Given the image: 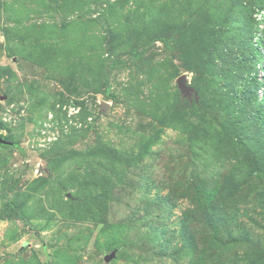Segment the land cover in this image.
I'll return each instance as SVG.
<instances>
[{
	"label": "rangeland",
	"instance_id": "374dc122",
	"mask_svg": "<svg viewBox=\"0 0 264 264\" xmlns=\"http://www.w3.org/2000/svg\"><path fill=\"white\" fill-rule=\"evenodd\" d=\"M263 101L264 0H0V264H264Z\"/></svg>",
	"mask_w": 264,
	"mask_h": 264
},
{
	"label": "trees",
	"instance_id": "16d2710c",
	"mask_svg": "<svg viewBox=\"0 0 264 264\" xmlns=\"http://www.w3.org/2000/svg\"><path fill=\"white\" fill-rule=\"evenodd\" d=\"M259 5V4H258ZM258 58V54H253V55H250V56H248V58L246 59V60H248L249 61V64H251V66L249 67V70H248V72H249V78L247 79V81H246V83H247V85H248V87H251L252 89H253V92H251V94L250 95H248L246 92H245V90L243 91V93H242V89L241 90H238V91H235V89L233 90L232 89V87H231V90H233V96L231 97V96H229L230 98H233V97H236L235 99L233 98V100H231L227 95H224V93H222L221 95H222V97H223V100L224 101H226V100H230L231 101V103H233V105L234 106H236L239 110H241V103L243 102V101H245V100H247V99H249L250 97L251 98H253L255 101H257V90H258V88L260 87V84H259V82H258V80H257V77H256V66H255V64H256V59ZM231 71H230V68H229V66L228 65H223V64H219V66H218V73H216V75H217V77L218 78H220V83H219V85H218V89H219V91L220 92H223L224 91V89H223V87L222 86H227V84L228 85H230L231 86V80H229L230 78H232L230 75H229V73H230ZM223 80V81H222ZM217 86V85H216ZM245 87H247V86H245ZM194 92V91H193ZM242 93V94H241ZM236 102V103H235ZM262 104H261V106H260V109L261 110H259V115L260 116H263V115H261V112H263V110H264V101L263 102H261ZM213 104H215V102L214 101H212L211 103H210V105L212 106ZM226 104V103H225ZM235 112H237V111H235ZM234 112V113H235ZM241 113V112H240ZM242 114V113H241ZM263 134H264V131L262 132ZM259 139L257 140V141H255L254 143H257V144H259V146L261 147V149L262 150H259V152H257L254 156H253V158H252V164H254L255 165V168L258 170V171H262L263 170V168H264V160H263V154H264V143L262 142L263 140H260L259 142ZM13 143V142H12ZM15 145V144H14ZM229 189H230V191H231V193H234L235 191H233L232 190V185H230L229 187H228V191H229ZM100 202L103 204L102 206H104V205H107V202H106V199L105 198H103V199H100V201H99V204H100ZM101 205V204H100ZM217 215V214H216ZM212 216L211 218H208L209 219V221L211 220L212 222H215V223H217V222H221L222 220H223V217H220V215L218 216ZM213 229H218V227H215L214 228V226L213 225H215V224H209ZM218 226V225H217ZM184 241H188V243H192L194 240H193V238H192V236H191V238L189 239V240H186V238H185V240ZM204 257H206V256H204ZM207 259V258H206Z\"/></svg>",
	"mask_w": 264,
	"mask_h": 264
},
{
	"label": "water",
	"instance_id": "95a60500",
	"mask_svg": "<svg viewBox=\"0 0 264 264\" xmlns=\"http://www.w3.org/2000/svg\"><path fill=\"white\" fill-rule=\"evenodd\" d=\"M178 87L181 92L186 96H191L193 90L187 86L186 76H182L177 81ZM0 146L1 147H14V144L4 138V136L0 135ZM113 258V255L106 259L109 262Z\"/></svg>",
	"mask_w": 264,
	"mask_h": 264
}]
</instances>
